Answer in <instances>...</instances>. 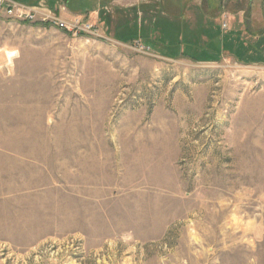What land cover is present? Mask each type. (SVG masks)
I'll return each instance as SVG.
<instances>
[{"label":"rangeland","instance_id":"rangeland-1","mask_svg":"<svg viewBox=\"0 0 264 264\" xmlns=\"http://www.w3.org/2000/svg\"><path fill=\"white\" fill-rule=\"evenodd\" d=\"M41 1L94 31L0 15V264H264V58L134 48L156 18L227 48L237 17L206 38L196 0Z\"/></svg>","mask_w":264,"mask_h":264},{"label":"crops","instance_id":"crops-1","mask_svg":"<svg viewBox=\"0 0 264 264\" xmlns=\"http://www.w3.org/2000/svg\"><path fill=\"white\" fill-rule=\"evenodd\" d=\"M196 1L198 2L197 5H200V8L202 9V11L206 12V14H208L207 11L212 10V12L215 14L212 17H217L216 20L221 21V26L224 21L227 23L226 28L221 27L223 30H228L230 28L229 20H232V18L234 17H237V22L241 24V29L240 31L237 30L235 32H231L230 30V34H228L229 38L227 39V42L229 43L227 48H224L223 42L221 43L222 38H220L216 43H214V45H206L207 42H205L203 46V44L199 43L200 46H203V52L202 54H199L195 50H191L189 47L185 46V44L181 42V39L179 44L180 52H188V54H191L190 57L195 56V58L199 59L198 61H203V63H214L217 62L214 61L216 59L219 61L223 57H233L234 54L232 52L234 51L237 52L239 56H243V60L251 57L258 59H260V57L264 58V0ZM73 13L74 12H69V14ZM219 13L220 15L217 16ZM172 25L177 27L175 22L172 23ZM189 27H191V25H189ZM183 28L187 27L183 26ZM239 32H241L240 36ZM202 34L207 38V34L205 31H203ZM235 39H237L238 43L234 42ZM234 43V46L231 45ZM155 44L156 51L163 50L164 52H169L170 50H174L173 47H165L160 42H155ZM206 48H208L209 51H207ZM247 49L250 51L248 52Z\"/></svg>","mask_w":264,"mask_h":264},{"label":"built area","instance_id":"built-area-1","mask_svg":"<svg viewBox=\"0 0 264 264\" xmlns=\"http://www.w3.org/2000/svg\"><path fill=\"white\" fill-rule=\"evenodd\" d=\"M0 15L8 16L20 21H37L42 24L59 27L62 30L70 32L72 30L79 34H86V32H93L94 25L88 21L82 14H74L71 19L62 18L41 1L36 5H26L17 0H0ZM227 23H222V28H226ZM134 48L141 52H148L149 46H146L140 41L135 40Z\"/></svg>","mask_w":264,"mask_h":264},{"label":"trees","instance_id":"trees-1","mask_svg":"<svg viewBox=\"0 0 264 264\" xmlns=\"http://www.w3.org/2000/svg\"><path fill=\"white\" fill-rule=\"evenodd\" d=\"M17 1H20V2H24V1H26L25 3H29V4H33V3H35L37 0H17ZM78 1V0H77ZM211 1V0H210ZM193 5H196L199 9H200V11L201 12H203L202 11V9L200 8V6L199 5H197V4H193ZM69 7H70V9H71V6L69 5ZM72 10V9H71ZM186 10H187V8H186ZM206 17L204 18V22H203V26H202V28H203V31H205L206 32V34H207V30H208V26L210 25V23L211 22H213V21H215V19L217 18V17H210V16H207V15H205ZM157 18H156V20L155 21H153L152 23H148V25H147V28H146V30H150V25H152L153 27L152 28H154V30H157L158 31V33L161 35V43L165 46V47H173L174 48V50L173 51H169V52H165L164 54H166V56L167 57H178V56H181V55H186V54H188V52H184V51H182V52H180L179 51V44H180V39L179 38H177L176 37V35H178L179 34V27L180 26H178L177 25V27H175V26H173L172 25V23L170 24V25H168V27L163 31V29L165 28V27H163V26H161V25H159V24H156L157 23ZM25 22H28V21H25ZM156 22V23H155ZM41 24V23H39V22H36L35 24ZM46 25H48V24H46ZM181 31L182 32H184V30L185 29H190V28H192V25L191 24H189V23H187V22H185V23H183V22H181ZM189 25H191V27H189ZM146 26V25H145ZM145 26H144V30H145ZM183 26H186L187 28H183ZM143 30V31H144ZM202 31V32H203ZM143 33H145V31L143 32ZM143 33H142V26H141V28H140V33H139V35H138V37H136V38H134L135 40L137 39V38H139L140 40H141V42H143V44L144 45H146V46H149L153 51H156V49H155V41L153 40V41H149V39H148V37L147 38H145V37H143L144 35H143ZM200 33H201V30H200ZM209 35H212V37H216V33H214V31L213 30H209ZM167 41V42H166ZM182 41V40H181ZM165 43H167V44H165ZM187 46V45H186ZM188 47V46H187ZM163 51V50H162ZM156 52H159V51H156ZM161 52V51H160ZM164 52V51H163ZM244 52V51H243ZM236 57H237V59L238 60H243V56H239V54L237 53V52H232ZM189 55H191V54H189ZM191 58H194V59H197V58H195V56H192ZM199 60V59H198ZM217 60V59H216ZM248 62V61H246V60H243V62Z\"/></svg>","mask_w":264,"mask_h":264},{"label":"bare ground","instance_id":"bare-ground-1","mask_svg":"<svg viewBox=\"0 0 264 264\" xmlns=\"http://www.w3.org/2000/svg\"><path fill=\"white\" fill-rule=\"evenodd\" d=\"M150 48V47H149Z\"/></svg>","mask_w":264,"mask_h":264}]
</instances>
